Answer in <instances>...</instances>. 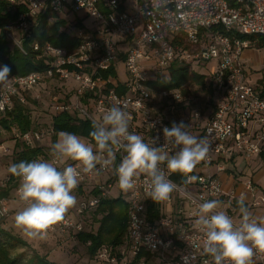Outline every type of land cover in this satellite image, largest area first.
Returning <instances> with one entry per match:
<instances>
[{
    "label": "built area",
    "instance_id": "2783aa9c",
    "mask_svg": "<svg viewBox=\"0 0 264 264\" xmlns=\"http://www.w3.org/2000/svg\"><path fill=\"white\" fill-rule=\"evenodd\" d=\"M5 1L10 5L22 4L14 21L4 26L5 38L13 47L24 52L23 39L31 34L44 13L51 14L48 23L60 18L72 21L71 30L67 31L77 43L67 50L47 41L30 42L32 49L45 57L48 67L11 76L7 86L0 85V114L11 110L15 100L26 103L28 93L46 80H73L76 99L74 102L64 98L53 102L55 113L75 111L92 122H100L106 110L119 103L129 115V131L141 135L146 143L152 144L156 140L153 146L161 147L169 154L178 149L165 139L164 127H170L174 122L188 125L186 131L204 139L209 146L206 159L195 168L197 192H186L185 183L174 184L170 175L168 179L185 195L194 211L185 215L181 211L164 214L157 221H149L146 213V203L151 199L148 196L149 178L142 174L133 189L121 193L124 192L128 205L129 250L133 255L147 252L152 262L155 259L151 264H212V258L204 253L205 237L195 223V213L205 200H218L224 192L216 173L207 168L215 164L216 171H222L224 167L220 160L232 153H239L245 159L264 155V79L249 84L247 77L251 70L243 59L244 51L252 49L262 54L264 61V45L259 44L260 38H264V0ZM78 12L93 18L96 25L80 28L81 18H67ZM118 61L124 67V80L117 77ZM176 61L183 64L213 62L207 84L214 110L203 122L204 103L192 106L184 100L181 88L151 86L158 79H169V68ZM53 133L48 124L43 128L34 127L20 138L33 146ZM124 155L122 151L117 152L112 167L97 164L94 172L81 174L79 184L90 182V192L97 189L99 193L88 194L79 202L75 214L67 213L47 235L83 230L82 212L108 196L113 183L118 180L115 167ZM76 164V161L68 160L57 166ZM162 167L167 173L166 165ZM102 174L107 177L102 179ZM20 183L19 178L14 192L22 201ZM249 185L250 181L247 182ZM227 195L234 200L243 193ZM167 201L171 202L170 196ZM256 203H264V196ZM7 214V199H0V219ZM97 256L100 260L115 262L106 247L100 248ZM137 264L147 263L140 259ZM251 264H264V252L254 248Z\"/></svg>",
    "mask_w": 264,
    "mask_h": 264
},
{
    "label": "clouds",
    "instance_id": "9594fccd",
    "mask_svg": "<svg viewBox=\"0 0 264 264\" xmlns=\"http://www.w3.org/2000/svg\"><path fill=\"white\" fill-rule=\"evenodd\" d=\"M11 69L0 67V85L7 86ZM129 115L119 103L112 104L100 122L94 121L89 133L92 142L75 133L59 131L50 146L52 160H32L13 163L8 171L21 180L19 196L24 207L17 212L16 225L30 238H44L48 230L61 222L77 203L73 191L82 173H92L97 164L108 168L115 164L116 153H125L115 173L121 190L135 187L143 174L149 178L148 196L153 201L169 199L175 185L168 179L172 173L182 174L187 182H194L190 175L204 161L209 151L207 142L186 131L183 122L164 127L168 143L178 149L169 154L161 147L146 143L139 134L129 131ZM158 139V137L156 138ZM94 142V143H93ZM68 160L76 166L59 168ZM162 165H166L167 173ZM219 200H205L199 205L195 221L204 234V253L212 264H251L253 250L264 252V222H259L244 207V197L238 199L241 219H233L220 208Z\"/></svg>",
    "mask_w": 264,
    "mask_h": 264
},
{
    "label": "trees",
    "instance_id": "16d2710c",
    "mask_svg": "<svg viewBox=\"0 0 264 264\" xmlns=\"http://www.w3.org/2000/svg\"><path fill=\"white\" fill-rule=\"evenodd\" d=\"M21 10L22 4L10 5L5 0H0V67L7 65L11 69L9 77L24 75L31 71L44 70L48 67L45 57L40 52L33 50L30 42L37 40L39 43H44L47 41L54 46L64 47L67 50L73 49L77 43L76 39L67 31L71 30L72 21L60 18L48 23L47 18L51 14L44 13L39 17L38 23L31 34L25 36L23 39L24 52L17 47H11L9 41L5 38L4 26L7 23L13 22ZM242 37L254 38L251 36ZM259 44L264 45V38H260ZM189 67V64L176 61L169 68V73H171L170 78L167 80L158 79L151 86L154 88H181L184 100L190 103L187 84L194 82L204 86V95L207 94L210 103L214 106L209 94L207 75L194 73L192 70H189ZM107 73L104 72L103 74ZM26 104L15 100L11 110L0 114V126L8 132L14 131L15 137L20 140L19 142L16 139L14 143L11 165L20 161L31 162L32 160L46 159L42 146L38 144L29 146L20 138L22 134L34 128L30 109ZM205 106L206 104L204 103V110H206ZM92 124V121L79 116L75 111L53 113L49 122L54 131V140L57 138L59 131H68L77 134L88 142H92L89 135L93 130ZM182 178L183 175L180 173H172L170 175L171 181L178 185L183 183ZM18 185L19 178L14 177L9 172L5 182L0 185V199H7L10 193L16 190ZM90 193L97 194L99 192L97 189H91ZM232 203L235 207H240L237 200H234ZM127 209V202L121 194L102 197L94 207L83 211L92 210L93 219L97 223L94 230L86 228L85 222L82 219L84 226L82 231L68 232L60 235L72 236V238H75L85 246L86 257L84 261L81 260L84 264H137L140 259L148 263L151 256L147 252L140 251L135 255L130 253L127 237ZM146 213L147 219L151 222L157 221L164 215L160 209V202L153 201L152 199H149L146 203ZM19 247H23L25 250L16 251ZM102 247L108 248L109 257H115L114 263L98 259L97 255ZM26 249L30 252H27ZM0 264L59 263L49 259L47 254L37 252L35 248L31 247L20 236L0 226Z\"/></svg>",
    "mask_w": 264,
    "mask_h": 264
},
{
    "label": "rangeland",
    "instance_id": "374dc122",
    "mask_svg": "<svg viewBox=\"0 0 264 264\" xmlns=\"http://www.w3.org/2000/svg\"><path fill=\"white\" fill-rule=\"evenodd\" d=\"M76 16L82 19V24L78 26L80 28L81 27L90 28L96 25V22L93 20V18L85 16L84 12H78L75 14L71 13L67 16V18L72 20L75 19ZM10 46L12 47L11 44ZM244 61L246 62V59H244ZM212 65L213 62H203L200 64L196 62H192L189 64L190 66L189 70H192L194 73L197 74H206L210 82ZM253 67L256 68L257 71H252L251 75L247 77V82L251 85H254L256 80L259 78L264 79L263 59H260L259 62L255 61ZM169 75H171V73H169ZM117 77L122 80L126 78L124 67L121 61L117 62ZM74 86L75 83L73 82V80H66V81L57 80L54 82L46 80L43 83H41L38 87L34 88L32 92L28 93L26 105L30 109V116H31V120L33 121L34 127L36 126L43 128L49 124L51 115L55 113V110L52 106L53 102L63 101V98L67 102H72L70 99H72L74 102V100L76 99L74 95L75 92L73 90ZM187 88L189 93L188 96H190V103L192 106H200L203 103L206 104L205 106L206 110L202 112L201 122L205 121L208 113L214 109V106H212L213 104L210 103L207 94L204 95V86H201L200 84H196L193 82L190 84L188 83ZM16 139L17 138L15 137L14 131L8 132L0 126V185L5 182L8 176L9 173L8 169L11 166L12 152ZM56 139L54 140V136L52 135L49 137H45L41 142L43 143L42 147L45 151V157L48 160L51 159L50 146L56 141ZM17 141L20 142L19 139H17ZM101 177L102 179H105L107 175L102 174ZM184 185L186 187H190L187 184ZM119 193L121 194L122 190L119 188L117 181H115L113 183L112 188L110 189V193L108 194V196H111V194L117 195ZM73 195L77 197L79 194L78 192H73ZM122 197L123 198L125 197L124 192ZM170 197L172 200V206H174V211H176V209H178L181 205L183 206L184 202H185V208L180 207L185 211L184 214L194 211V207L191 206L189 201L184 200L186 199L185 195L180 191H178L176 188H174V190L170 193ZM7 203H8V214L4 216L2 219H0V226L6 228L11 233L20 236V238L28 242L30 245L36 247L38 249L37 252L41 254H44L43 253L44 250L47 247H50L51 252H49V258L51 260L63 261L64 262L63 264H74L75 262L77 263L84 261V258L86 257L85 246L80 242H78L75 238H72V236L53 233L45 236L42 239L28 237L20 228L17 227L15 220L17 212L20 211L25 206L24 203L16 198L14 191H12L9 197L7 198ZM160 203H161L160 205L161 212L165 214H170L171 212L167 210V206L170 205V203L167 200L161 201ZM176 205H178V208L175 207ZM74 207H72L68 211V213L74 214L75 213ZM231 207H230V203L229 204L222 203L218 210H223L234 221H236L238 217H236L237 215H235L234 213V208L232 209ZM172 214L175 213L173 212ZM92 215H93L92 210L85 211L82 213L81 219L84 220L86 228H90L94 230L95 226H97V223L94 221ZM43 243L48 245L46 246L45 249ZM22 250H25V248L19 247L17 248L16 251H22ZM26 251L30 252L27 249Z\"/></svg>",
    "mask_w": 264,
    "mask_h": 264
},
{
    "label": "crops",
    "instance_id": "0c3cea01",
    "mask_svg": "<svg viewBox=\"0 0 264 264\" xmlns=\"http://www.w3.org/2000/svg\"><path fill=\"white\" fill-rule=\"evenodd\" d=\"M243 59H246L247 66L250 68L251 73H252V71H257V69L253 67L255 61L259 62L260 59H263V58H262V54L256 53L252 49H246L243 53ZM210 112L208 113V115L210 114ZM84 140L87 141L86 139ZM41 142L38 143V145L42 146L43 143ZM220 163L224 167V169L220 172L216 171L215 164H213L212 166H209L207 169L210 172L216 173V176L220 180L224 195L221 196L218 200L221 202V204L230 203V207L232 206L231 208L232 209L234 208V213L235 215H237L236 217H238L236 221L233 220L234 223L237 225L239 224V221L241 219V212H240V207H235L234 205H232L233 204L232 202L234 200L238 201V199L231 200V198L227 195L228 193H231V192H233L234 195H237L239 192H242L243 197H244L245 208L259 222H264V203H256L257 200H259L262 196H264V155L253 156L251 159H245L239 153H232L229 157H226L220 160ZM194 174H195V170L193 171L192 175ZM248 181H250L249 187L247 186ZM185 184L190 186V187H186L184 185L186 192H189V193L197 192V187L194 182H191V183L185 182ZM75 190L76 191H73V192H78L79 194L76 197L77 203L74 207L76 210L79 202L82 199L86 198L88 194H90V182L86 184H78ZM117 195L111 194V196H117ZM169 203L170 205L167 206L168 211H170L171 213L174 212L175 214L181 211V214L185 215L184 214L185 211L180 208V207L185 208V202L183 203V206L181 205L179 208H178V205H176L175 207L178 208L176 209V211H174V206H172V200ZM69 214H73V213H69ZM43 244H44L43 246L45 249L46 246L48 245L45 243ZM30 246L38 250L36 247L32 245ZM50 250L51 248L47 247L43 252L44 254H47L48 258H49V252H51ZM57 262L59 264L64 263L63 261H57ZM153 262H155V259L153 260ZM153 262L152 260H150L147 264H151Z\"/></svg>",
    "mask_w": 264,
    "mask_h": 264
},
{
    "label": "water",
    "instance_id": "95a60500",
    "mask_svg": "<svg viewBox=\"0 0 264 264\" xmlns=\"http://www.w3.org/2000/svg\"><path fill=\"white\" fill-rule=\"evenodd\" d=\"M182 182H183V183L186 182V178H185V177L182 178Z\"/></svg>",
    "mask_w": 264,
    "mask_h": 264
}]
</instances>
